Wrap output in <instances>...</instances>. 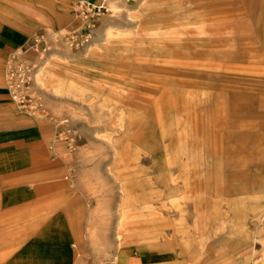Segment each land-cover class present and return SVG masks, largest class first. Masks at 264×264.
Returning <instances> with one entry per match:
<instances>
[{
  "label": "rangeland",
  "instance_id": "obj_1",
  "mask_svg": "<svg viewBox=\"0 0 264 264\" xmlns=\"http://www.w3.org/2000/svg\"><path fill=\"white\" fill-rule=\"evenodd\" d=\"M259 1L43 0L21 93L52 126L65 188L17 218L54 212L55 226L0 241L42 264H264ZM79 2L94 21L83 42L67 38Z\"/></svg>",
  "mask_w": 264,
  "mask_h": 264
},
{
  "label": "crops",
  "instance_id": "obj_2",
  "mask_svg": "<svg viewBox=\"0 0 264 264\" xmlns=\"http://www.w3.org/2000/svg\"><path fill=\"white\" fill-rule=\"evenodd\" d=\"M42 2L43 0H0L1 235L16 232L17 229L23 231L28 226H34L30 222L37 219L39 220L36 222L46 226H55L57 214L54 212L24 222L17 218L21 211L53 210L51 203L42 201L50 200L65 188L62 176L64 164L52 139L51 124L17 110L10 100V87L6 80L7 67L13 57L16 54L25 57L27 51L39 46L48 34L47 25L42 23L43 10L51 12L53 7L43 9ZM259 2L264 9V0ZM14 211L19 212L18 216ZM12 243L0 241V248L7 247L0 250V259L23 251L25 254L21 257L27 259L24 264H40V260L51 258V255L43 254L42 250L32 251L30 244L25 243L18 251ZM124 259H119V262Z\"/></svg>",
  "mask_w": 264,
  "mask_h": 264
},
{
  "label": "built area",
  "instance_id": "obj_3",
  "mask_svg": "<svg viewBox=\"0 0 264 264\" xmlns=\"http://www.w3.org/2000/svg\"><path fill=\"white\" fill-rule=\"evenodd\" d=\"M84 5V2H79L74 8L76 15L83 17L82 28L79 31L70 30L67 33V38L69 40L76 41H86L89 37L90 28L93 26V19L86 18V15L83 16L84 10L81 7ZM30 67L26 63L25 58L21 54H16L11 60L10 64L7 67L6 71V80L10 87V100L14 103L17 110L24 112L26 114L35 116L30 110L26 107V103L29 102V98H26V94H22L21 91L28 88L30 78H29Z\"/></svg>",
  "mask_w": 264,
  "mask_h": 264
}]
</instances>
